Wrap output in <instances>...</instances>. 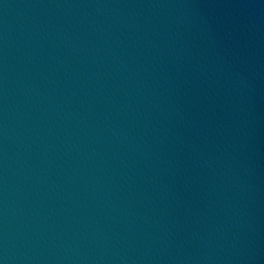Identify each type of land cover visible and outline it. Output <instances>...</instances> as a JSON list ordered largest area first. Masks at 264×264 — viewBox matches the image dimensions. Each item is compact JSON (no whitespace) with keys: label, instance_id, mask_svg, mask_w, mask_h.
I'll use <instances>...</instances> for the list:
<instances>
[{"label":"water","instance_id":"obj_1","mask_svg":"<svg viewBox=\"0 0 264 264\" xmlns=\"http://www.w3.org/2000/svg\"><path fill=\"white\" fill-rule=\"evenodd\" d=\"M0 264H264V0H0Z\"/></svg>","mask_w":264,"mask_h":264}]
</instances>
